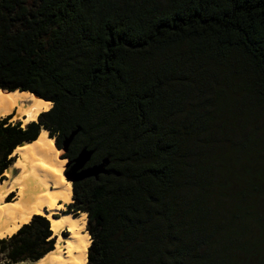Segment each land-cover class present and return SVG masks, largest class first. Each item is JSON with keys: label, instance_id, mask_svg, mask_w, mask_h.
<instances>
[{"label": "trees", "instance_id": "1", "mask_svg": "<svg viewBox=\"0 0 264 264\" xmlns=\"http://www.w3.org/2000/svg\"><path fill=\"white\" fill-rule=\"evenodd\" d=\"M0 90L52 104L0 119V180L40 129L108 159L67 205L86 264H264V0H0ZM53 245L33 215L0 254Z\"/></svg>", "mask_w": 264, "mask_h": 264}, {"label": "bare ground", "instance_id": "2", "mask_svg": "<svg viewBox=\"0 0 264 264\" xmlns=\"http://www.w3.org/2000/svg\"><path fill=\"white\" fill-rule=\"evenodd\" d=\"M49 101L26 91L0 90V118L12 117L24 127L36 120L38 114L49 109ZM53 139L40 129L29 143L17 145L12 167L3 171L0 182V239L13 234L33 215L44 217L55 238L53 249L30 264H85L90 238L85 230V217L81 213H62L70 203V183L62 174L63 161L58 157ZM12 169L17 173L11 176ZM14 196L5 199L10 193ZM61 232L67 233L64 238ZM22 263V262H21ZM19 263V264H21ZM25 264V263H24Z\"/></svg>", "mask_w": 264, "mask_h": 264}, {"label": "water", "instance_id": "3", "mask_svg": "<svg viewBox=\"0 0 264 264\" xmlns=\"http://www.w3.org/2000/svg\"><path fill=\"white\" fill-rule=\"evenodd\" d=\"M77 129L70 132V134L64 139L63 141V148L59 149L63 152L66 147L70 144L71 140L73 139L74 135L77 133ZM93 150H88L86 148H82L76 155V157L72 161V168L74 171L78 170L76 176L71 177L69 173L63 171L64 178L72 183L73 181H79L85 178L93 177L97 178L99 174H106L108 171L106 170V166L108 165V159L104 158L98 164H92L88 167H84L86 163L90 161L92 156ZM66 165H64V168ZM84 167V168H83ZM63 168V169H64Z\"/></svg>", "mask_w": 264, "mask_h": 264}, {"label": "rangeland", "instance_id": "4", "mask_svg": "<svg viewBox=\"0 0 264 264\" xmlns=\"http://www.w3.org/2000/svg\"><path fill=\"white\" fill-rule=\"evenodd\" d=\"M31 94V93H30ZM50 103V107H49V109L52 107V104H51V102H49ZM48 109V110H49ZM9 116V115H8ZM4 117H6V116H4ZM3 117V118H4ZM11 119H12V117H10L9 118V120H8V122H11V123H14V122H16V121H11ZM18 122H20L19 120H18ZM21 123V122H20ZM47 132V131H46ZM49 133L47 132V135H48ZM49 136V135H48ZM52 139H53V145H54V148L58 151V157L61 159V156H60V153H61V150H59V149H57L56 148V146H55V138L54 137H52ZM15 156H14V161H15ZM62 160V159H61ZM13 161V162H14ZM63 161V168H64V161H65V159L64 160H62ZM13 162L10 164V165H8L7 166V168H10V167H12V165H13ZM6 168V169H7ZM62 168V173H63V169ZM17 169H12V171H11V176H13V175H15L16 173H17ZM3 176V175H2ZM64 177V176H63ZM3 178H5V177H2V179L0 180V182L3 180ZM65 179V178H64ZM70 183V182H69ZM70 190L72 191V184L70 183ZM14 196V192H12L11 194H9L8 195V197L5 199L6 201L9 199L10 200V198L11 197H13ZM72 203V199H71V194H70V203L69 204H67V205H70ZM67 205H64V207L61 209V211L60 212H66V213H71V214H73V215H79V214H81V213H83V212H74V213H72V212H68L67 211ZM84 214V217H85V224H86V215H85V213H83ZM85 227V226H84ZM61 235H62V237H66L67 236V233H65V232H61L60 233ZM54 241H55V238H54ZM3 262H4V258H3V256H2V254H0V264H3ZM22 262V263H21ZM21 262H16V263H13V264H19V263H21V264H30L31 262H29V261H21ZM86 264V263H85Z\"/></svg>", "mask_w": 264, "mask_h": 264}, {"label": "flooded vegetation", "instance_id": "5", "mask_svg": "<svg viewBox=\"0 0 264 264\" xmlns=\"http://www.w3.org/2000/svg\"><path fill=\"white\" fill-rule=\"evenodd\" d=\"M67 137V136H66ZM66 137H63L62 139H61V141H60V149H62L63 148V141H64V139L66 138ZM71 144V143H70ZM70 144L66 147V149L63 151V152H61L60 153V156H61V159L62 160H64L65 159V161H64V165H66V167L64 168V172H67V173H69V175L71 176V177H75L76 176V174L78 173V170L77 171H74L73 170V168H72V161H73V159L76 157V155H77V152H75V153H73L72 151H71V147H70ZM93 163L91 162V160L88 162V163H86L85 164V168L86 167H88V166H90V165H92ZM83 167V168H84ZM75 182H78V181H73L71 184H73V183H75ZM69 204V203H68ZM65 205H67V204H65ZM67 211L69 212L70 211V209H68V207H67ZM62 213H66V212H63L62 211Z\"/></svg>", "mask_w": 264, "mask_h": 264}, {"label": "crops", "instance_id": "6", "mask_svg": "<svg viewBox=\"0 0 264 264\" xmlns=\"http://www.w3.org/2000/svg\"><path fill=\"white\" fill-rule=\"evenodd\" d=\"M3 118V117H2ZM1 119V118H0Z\"/></svg>", "mask_w": 264, "mask_h": 264}]
</instances>
